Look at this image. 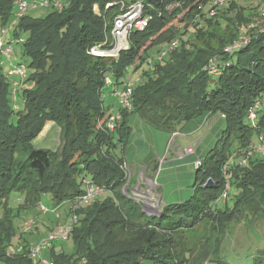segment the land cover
<instances>
[{
  "label": "trees",
  "instance_id": "trees-1",
  "mask_svg": "<svg viewBox=\"0 0 264 264\" xmlns=\"http://www.w3.org/2000/svg\"><path fill=\"white\" fill-rule=\"evenodd\" d=\"M17 1L0 0V24L15 18ZM60 1L63 7H49L45 17L28 13L11 23L10 32L24 39L22 53L30 59L16 102L0 56V264H35L28 255V234L19 231L14 219L22 208L38 206L44 195H50L53 206L69 202L83 191L82 178L87 175L105 184L111 194L79 210L78 223L66 240L72 243L71 251L65 245L57 248L55 242L47 252L54 264H203L219 259L227 221L236 211L259 214L264 207V155L239 163L264 135V109L257 127L247 117L264 91V32L253 35L249 45L234 55L224 56V46L211 45L218 35L211 28L228 27L235 12L239 21L234 22V40L238 24L252 19L244 13L258 10L260 1L232 0L223 15L210 18L198 9L209 0H140L150 22L131 33L130 47L118 59L100 58L89 49L111 39L122 5L137 0ZM177 37V48L162 61L155 57L152 62L154 47ZM198 39L201 44H194ZM213 57L225 60L219 75L204 70ZM129 67L130 79L139 77L133 106L121 111L116 132L106 133L103 125L109 112L104 97L128 81L122 77ZM105 73L112 75L115 85L105 87ZM132 115L170 134L196 118L215 117L221 122L217 145L209 146L196 162L191 196L178 204L163 201L159 215H148L123 190L120 164L132 138ZM51 133L59 137L54 148L42 145ZM118 146L122 154L115 157L112 151ZM226 176L230 190L226 201L219 203ZM209 179L213 184L205 186ZM205 220L211 224L209 234L194 250L186 234ZM16 232L21 243L12 255L9 248ZM254 264L264 261L255 256Z\"/></svg>",
  "mask_w": 264,
  "mask_h": 264
},
{
  "label": "built area",
  "instance_id": "built-area-1",
  "mask_svg": "<svg viewBox=\"0 0 264 264\" xmlns=\"http://www.w3.org/2000/svg\"><path fill=\"white\" fill-rule=\"evenodd\" d=\"M232 0H209L207 4H200L198 9L199 13L205 12L207 17H216L224 13L225 8L228 6L229 2ZM260 5L258 7V12L255 17L250 21L242 22L238 24V33L237 37L229 44H227L223 53L224 56L234 55L237 51L249 45L252 41L253 35L264 32V0H259ZM111 3L108 4V6ZM178 5V4H175ZM17 9L15 12V22H18L23 16L28 14L31 10L40 8V7H55L62 8L63 2L60 0H18ZM170 6L169 8H171ZM95 10L98 11V5L94 6ZM144 4L140 0L134 1L129 5H122L120 13L115 16L114 26L111 31V39L106 40L105 42L92 45L89 49V53L95 56L101 57H114L119 58L121 51L126 50L130 47V44H122L120 42L121 38H130L131 33L134 30H144L151 19V16L144 13ZM12 25L0 24V56L1 63L7 67L8 77H13L11 79V90L13 100H17V91L21 87L22 82L28 77V67L25 63H13V54L15 48L11 40H8V34L10 32ZM23 38H17V42L22 43ZM179 37L173 39L170 43L162 45L158 55L156 56L159 61H162L165 56L179 45ZM225 64V60L220 59L219 57L211 58L208 63L204 66V70L210 75H219L221 74L222 65ZM137 78H131L130 81L124 82L120 87L114 89V94L117 97L118 110L111 111L107 114V118L104 122L103 129L106 133H114L117 130L118 124L122 119V110L132 108V96L133 90L136 82L139 80ZM104 85L113 86L115 85L112 75L110 73L104 74ZM17 106V105H16ZM264 109V91L261 95L254 101V103L248 109L247 117L252 125V127H257V120L259 117L260 110ZM221 117H225L224 114H221ZM178 133V132H175ZM195 152V147L189 146L185 148L182 152L180 158L187 156L188 154H193ZM255 154L264 155V135L261 134L257 138L251 149L245 152L239 163L241 165L248 164L250 159ZM160 165L164 160L162 157L159 158ZM120 170L124 173L125 185L123 190H127V184L131 181V172L128 163L123 160L120 164ZM230 179L226 176V185L225 190L221 193L220 197L217 199V202H225L228 197V192L230 190ZM82 188L83 191L70 199L69 202H64L58 206H55L53 210L57 212L59 216V209L64 205H69L68 215L71 216V220L63 223L57 224L52 227L46 235H44L35 245L29 247L28 255L32 258L35 264H54V262L47 256V252L53 247L54 243L59 240L66 241L69 239L73 227L78 223L79 220V210L91 205L97 198L102 196L107 188L105 184L98 183L92 177H83L82 178ZM149 188H140L136 187L131 190V198L135 200L136 203L141 205L143 211L148 215H159L163 210L164 203L161 193L158 191V188L154 189L149 194ZM157 194L158 196L154 195ZM39 208L42 213H47L49 207L45 206L42 202L39 203ZM38 227V221L36 218H26L22 222L21 228L22 233H32ZM10 254H16L17 251L14 247L9 248ZM208 261L203 264H207Z\"/></svg>",
  "mask_w": 264,
  "mask_h": 264
},
{
  "label": "rangeland",
  "instance_id": "rangeland-1",
  "mask_svg": "<svg viewBox=\"0 0 264 264\" xmlns=\"http://www.w3.org/2000/svg\"><path fill=\"white\" fill-rule=\"evenodd\" d=\"M16 11V8H15ZM50 9L48 7H40L34 10H31L29 12V14H31L34 17H45L48 13H49ZM253 11V12H252ZM252 12V13H250ZM258 10H256L254 12V10H247L244 14V16H248L250 18H253L256 16ZM224 14V13H223ZM222 14V15H223ZM235 14V15H234ZM221 15V16H222ZM234 17L233 19H230V21H226L228 22L230 25L228 27H221L219 25L211 28V30H215L218 31V35L217 38L212 40V47L215 49H220L223 46L225 47L227 44L231 43L233 41V34L235 32V26H234V22H236L238 19L237 14L234 12L233 13ZM220 16V18H221ZM11 23H16L15 22V18H13V20L8 23L7 25L11 24ZM13 27V26H12ZM13 32H9L8 34V40H11L13 43V46L15 48V52L13 54V63L17 64V63H25L28 64L30 62V59L28 56L24 55L22 53V44L17 42V36L15 37L13 34ZM28 33H23L22 36H24L25 38H28ZM120 42L122 44H130L131 40L130 38L127 36V38H121ZM194 44L196 45H200L201 44V39L194 40L193 41ZM162 47V45H158L155 46L154 49L152 50V62H154V58L158 55L157 50L160 49ZM1 53V52H0ZM7 67L8 64H6V66L4 67L5 72L7 73ZM132 71V67L127 68L125 74L122 77V80H130L131 77V72ZM138 74V73H137ZM140 75V74H139ZM138 75V76H139ZM13 77H10L9 79H12ZM104 103L107 105L108 100L105 99L104 97ZM118 103V102H117ZM107 108V107H106ZM117 110V108H116ZM259 117H260V113H259ZM198 119V118H196ZM193 119V120H196ZM259 119V118H258ZM191 120V121H193ZM191 124V122H190ZM190 127V125H189ZM189 127L184 128L183 130L185 132L188 131ZM206 129V127H204ZM209 128V126H208ZM220 128V127H219ZM224 128H225V124H224ZM160 136L155 137L153 140H151L150 142L155 145V147L157 149H161L163 151L165 145H166V138L168 134L166 133H160ZM163 134V135H162ZM220 133H218L216 136L214 135H210V137L207 139V141L204 143V146L206 147H214L217 145V139L219 137ZM182 136L181 133H172V140L170 141L173 145L174 143V139H176L177 137ZM58 135L56 133H51L49 135H46V138L44 137V143L42 144L43 146H47L50 148H54L59 144V139H58ZM174 140V141H173ZM199 142V140L197 141V143ZM191 145H186V146H181V148L177 151V155L178 157H180L182 155V152L184 151L185 148H188ZM195 147V146H193ZM105 149L107 150L108 148L105 147ZM170 149L168 150V153H166V155H160L159 157L156 158L155 165H154V169L152 168L150 171L148 172V170L143 167L139 173L138 171H134L132 165L130 164V162L124 157V160L128 163L129 168H130V172H131V181L127 184V190L124 191V193L127 196H131V190L133 188L136 187H140V188H145L148 189L149 188V194L152 195V191L156 188L159 187L158 183L159 181V174L162 171L163 167H164V162L161 165V168L159 167L160 165V160L159 158H163L164 160H167L170 157ZM113 156L118 157L122 154V147L118 146L117 148H115L112 151ZM194 154V153H193ZM198 165V164H197ZM196 170L193 172V175L189 177V184L190 186H192L195 181H196V174H195ZM89 176V175H88ZM159 191V190H158ZM111 192L106 191L102 196H100L101 199L106 198L108 195H110ZM156 196H158L157 194H154ZM162 197V194H161ZM24 198V195L22 197V199ZM45 206L49 207V211L47 213H42L40 211L39 206L36 207H32V206H27L24 207L20 210V216L16 217L14 219V223L17 227L20 228L19 231L23 230L21 228L22 226V222L24 219L26 218H36V220L38 221V227L35 229V231H33L32 233H28V235H25V237L27 238V240L30 242L31 245H35L37 244V240L34 237V235H36L37 233H39L41 230H43L44 228L48 230H50V227H54L58 221H60V223H66L68 221L71 220V216L68 215L67 213L69 212V205L68 204H64L59 210V216L57 215V212H55L53 210V208L55 206L52 205L51 203V197L50 195H44L42 197V200H40ZM20 202H23L22 200H20ZM230 205L232 203V200L230 199ZM222 203V202H221ZM235 217L233 220H228L227 222V230L223 231L221 236L223 237L222 242L220 243L221 246V253L223 254H232V255H236L238 257V259H242V258H250L249 262H251L252 264H254V257L256 256L258 260H262V262L264 261V248L262 244V242L264 241V207L261 213L259 214H244L243 212L236 211L235 212ZM219 218V216H218ZM49 225V227H48ZM210 222L209 220H205L202 222V224L200 226H198L193 232L191 233H187V240L189 242V245L191 248H193L194 250H196L199 245L203 242L205 236H207L209 234V229H210ZM22 232V231H21ZM19 232H16V237L13 240V245L12 247H14L15 249L18 248L16 245H18L19 243H21V237L20 235H18ZM56 246L57 248L60 247L61 245H65V249L66 251H71L72 249V243H68V241H63V240H59L56 241ZM259 245V249H256V245ZM248 246L250 247L249 249ZM11 247V246H10ZM247 249V250H246ZM247 254L246 256H243ZM226 256V255H225ZM224 257V256H223ZM219 259H211L210 261H208L207 264H225L227 263L225 258H221L218 256ZM222 262H221V261Z\"/></svg>",
  "mask_w": 264,
  "mask_h": 264
},
{
  "label": "crops",
  "instance_id": "crops-1",
  "mask_svg": "<svg viewBox=\"0 0 264 264\" xmlns=\"http://www.w3.org/2000/svg\"><path fill=\"white\" fill-rule=\"evenodd\" d=\"M105 99L108 100L107 105L105 104L107 112L116 111V108L118 109L117 97L112 90L107 91ZM215 119V117L207 119L201 117L189 121L186 123V126L183 127L184 129L190 125L188 131L185 132L183 129L179 131L182 136L174 139L175 141L173 140L174 143L171 145L172 143L170 141L172 140V134L160 130H154L148 127L139 116L132 115L129 118V124L132 127V138L130 140L131 142L128 143L123 152V156L130 162L135 172L138 171L139 173L143 167H145L148 172H151L150 170L152 168L154 169V161L156 158L160 155H166L170 149V157L164 162V167L158 176L160 181L158 183V190L162 194L163 201L166 205L178 204L186 201L193 192V185L190 186L189 177L193 175V172L197 168L196 162L204 155L208 148L204 146V143L210 135L216 136L219 132V125L221 122ZM204 127H206V129ZM160 133L168 134L166 135V145L163 151L157 149L155 145L150 142L155 137L160 136ZM198 140L199 142L197 143ZM191 144L192 146H195L194 154H188L183 158L178 157L176 153L181 146ZM87 177H91V175H87ZM47 232V229L44 228L34 235L33 238L39 241L41 236H44ZM255 245L257 246V244ZM261 245H263L262 248H264V241ZM249 248L250 247L248 246L247 249ZM256 249H259V245ZM217 254L221 258H225L228 264H252V261L249 262L250 258L248 257L238 259L236 255L221 253V247ZM246 255L247 254L243 256Z\"/></svg>",
  "mask_w": 264,
  "mask_h": 264
},
{
  "label": "water",
  "instance_id": "water-1",
  "mask_svg": "<svg viewBox=\"0 0 264 264\" xmlns=\"http://www.w3.org/2000/svg\"><path fill=\"white\" fill-rule=\"evenodd\" d=\"M212 184H213V180H212V179H209V180L207 181V183H206L205 186H210V185H212Z\"/></svg>",
  "mask_w": 264,
  "mask_h": 264
}]
</instances>
